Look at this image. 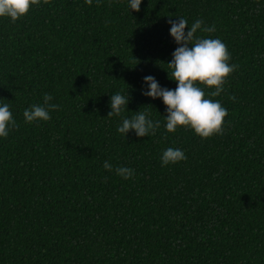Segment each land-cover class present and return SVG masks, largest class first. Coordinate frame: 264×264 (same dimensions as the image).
Segmentation results:
<instances>
[{"label": "trees", "instance_id": "trees-1", "mask_svg": "<svg viewBox=\"0 0 264 264\" xmlns=\"http://www.w3.org/2000/svg\"><path fill=\"white\" fill-rule=\"evenodd\" d=\"M169 16L214 26L198 34L238 66L208 97L227 110L220 134L167 133L161 101L141 95L145 75L175 87ZM116 91L123 116L161 120L155 134L121 138ZM45 92L59 107L25 123ZM0 99L16 121L0 139V264H264V0H44L0 19ZM168 146L186 159L161 167Z\"/></svg>", "mask_w": 264, "mask_h": 264}, {"label": "clouds", "instance_id": "clouds-1", "mask_svg": "<svg viewBox=\"0 0 264 264\" xmlns=\"http://www.w3.org/2000/svg\"><path fill=\"white\" fill-rule=\"evenodd\" d=\"M44 0H0V19L6 18L8 23H14L22 18L30 7L39 6ZM93 0H85L92 3ZM101 0H95L99 4ZM141 0H126L128 11L139 9ZM168 35L176 45L171 53L167 66L166 79L175 83L174 88L162 87L152 75L142 77L141 95L155 100L159 99L164 106L163 128L167 133H174L178 128H187L200 139L223 131V118L227 114L219 100L208 97L218 96L225 84L226 77L238 66L229 63L230 53L219 37L199 35L212 33L214 26L206 25L197 18L190 26L183 16H169ZM186 28V31H185ZM132 57V56H131ZM133 58V57H132ZM135 59V58H134ZM136 60V59H135ZM205 88H211L205 96ZM0 99V139L9 135L16 126L10 106ZM50 93H43L41 100L30 103L22 112L25 123H41L50 119V113L59 105L52 103ZM129 101L128 92L116 91L108 97V112L106 117H119L120 122L116 132L124 140L130 131L136 137H147L155 134L161 126L160 119H153L145 111L132 112L131 116H123ZM186 159L184 151L179 147H165L159 157L161 167L175 164ZM102 168L113 171L123 180L134 175V169L127 166H113L104 160Z\"/></svg>", "mask_w": 264, "mask_h": 264}]
</instances>
